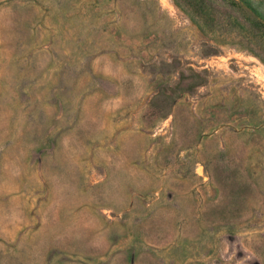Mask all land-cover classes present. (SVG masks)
<instances>
[{"label": "rangeland", "instance_id": "374dc122", "mask_svg": "<svg viewBox=\"0 0 264 264\" xmlns=\"http://www.w3.org/2000/svg\"><path fill=\"white\" fill-rule=\"evenodd\" d=\"M0 264H264V0H0Z\"/></svg>", "mask_w": 264, "mask_h": 264}, {"label": "trees", "instance_id": "16d2710c", "mask_svg": "<svg viewBox=\"0 0 264 264\" xmlns=\"http://www.w3.org/2000/svg\"><path fill=\"white\" fill-rule=\"evenodd\" d=\"M155 100H157V98Z\"/></svg>", "mask_w": 264, "mask_h": 264}]
</instances>
